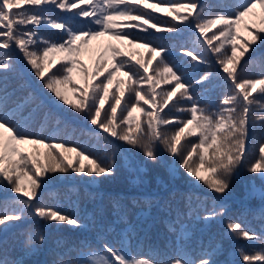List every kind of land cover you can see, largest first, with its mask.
Masks as SVG:
<instances>
[{
    "label": "snow or ice",
    "instance_id": "snow-or-ice-1",
    "mask_svg": "<svg viewBox=\"0 0 264 264\" xmlns=\"http://www.w3.org/2000/svg\"><path fill=\"white\" fill-rule=\"evenodd\" d=\"M53 8L87 18V26H69L49 14ZM153 13L170 19L162 21ZM45 26L60 30V38H45L39 31ZM150 30L192 32L193 47H180L188 66L215 65V76L226 89L214 111L201 107L204 97L194 95L197 87L211 83L213 73L205 71L199 79L180 74L166 58L168 49L149 38ZM103 37L115 43L90 47ZM258 41L264 45V0H238L231 10L213 15L199 0H0V185L15 194L13 206L0 207V226L21 221L27 213L37 222L79 228L75 215L45 204L40 191L57 175L87 176L95 182L115 174L110 156L57 135L62 121L55 102L84 118L99 130L98 136L106 134V142L140 149L145 160L162 161L167 153L176 165L172 174L183 169L219 195L230 189L231 177L242 166L264 176V141L252 160L246 142L250 126L258 121L264 128V116H253L250 109L254 94L264 95V70L254 77L241 75L242 62ZM89 51L93 60L85 65L80 57ZM17 59L41 82L40 91L28 82L9 91ZM44 89L54 101L45 98ZM53 120L55 127L46 135ZM33 124L41 131H28ZM223 211L206 210L201 219ZM226 227L236 238L259 239L239 222L230 220ZM37 241L44 243L43 232L30 231L26 254L37 251ZM221 250L220 245L202 247L197 260L181 249L174 259L152 261L129 258L123 248L104 243L58 253L53 264H217ZM237 251L242 264H264V249Z\"/></svg>",
    "mask_w": 264,
    "mask_h": 264
},
{
    "label": "trees",
    "instance_id": "trees-1",
    "mask_svg": "<svg viewBox=\"0 0 264 264\" xmlns=\"http://www.w3.org/2000/svg\"><path fill=\"white\" fill-rule=\"evenodd\" d=\"M199 2L204 5L207 14L213 15L231 10L238 0ZM49 14L64 20L69 26H87L84 23L87 18L73 17L71 13H62L55 8ZM153 15L162 21L170 19L160 13ZM39 31L47 39L60 38V30L45 26ZM150 31L152 36L149 38L168 49L166 58L180 74L199 79L205 71L213 73L211 83L197 87L194 95L204 97L201 107L214 111L226 89L223 81L215 76V65L210 68L198 65L199 70L188 66V58L181 54L180 47H193L195 37L192 32ZM136 34L148 35L141 32ZM100 42L115 43L107 37L100 38ZM139 51L144 53L145 49L140 48ZM87 53L80 57L84 63V55L87 58L94 56L92 51ZM245 60L246 64L242 62V76L254 77L264 70V45H260L258 41L257 46H253V50L246 54ZM87 61L92 63V59ZM16 63V73L9 74V91L26 82L40 91L41 82L30 73L22 59H17ZM42 91L45 98L55 100L46 89ZM252 99L254 102L250 105L251 114L264 116V95L254 94ZM59 105L56 104L54 108L62 121L57 135L72 144L78 143L86 149L97 150L101 156H110L115 164V174L95 182L87 176L76 175H57L55 179L49 180L40 191V200L75 215L80 220L81 227L37 222L25 213L23 220L13 221L6 229L0 226V260H7L9 264H53L59 259L58 253L68 249L82 248L88 251L102 247L104 243H111L117 248H123L129 258L152 261L174 259L181 249L198 260L202 247L220 245L222 250L215 257L217 264H242L237 249L244 252L264 249V176L250 173L242 166L231 177L230 189L219 195L203 182L189 177L183 169L172 174L170 168L176 165L167 153H163L162 161L154 163L145 160L140 149L123 142H116L115 145L106 142V134L98 136L99 130L94 129L84 118L70 109L65 111ZM54 127V120L49 121L45 134ZM28 131L40 132L41 129L38 124H33ZM108 140L111 141L112 138L109 137ZM262 141L264 128L257 121L255 127H249L246 141L250 160L258 155V146ZM13 196L15 194L6 184L0 185V207L6 203L13 206ZM213 208L217 213L222 208L223 214L208 221L201 219L206 210ZM230 220L239 222L259 239L247 240L229 234L226 226ZM30 231H42L45 241L42 245L37 241V251L26 254L28 249L24 242Z\"/></svg>",
    "mask_w": 264,
    "mask_h": 264
},
{
    "label": "rangeland",
    "instance_id": "rangeland-1",
    "mask_svg": "<svg viewBox=\"0 0 264 264\" xmlns=\"http://www.w3.org/2000/svg\"><path fill=\"white\" fill-rule=\"evenodd\" d=\"M101 44H102V43L100 42V40H98V41H93V42L91 43V46H90V47H91L92 49H95V48L97 47V45H101ZM84 54L87 55L88 53L86 52V53H84ZM85 55L82 57V59H83L84 61H86V62H85L86 64L89 65L90 63H89L87 60H88V59H92V60H93V57H91V58H87ZM20 65H21V64H20ZM53 101H54V99H53ZM55 104H60V103H59V102H55ZM12 224H13L12 222H9V224H8L7 227H9V226L12 225ZM1 227H2V229H6V228H7V227L4 228L3 226H1Z\"/></svg>",
    "mask_w": 264,
    "mask_h": 264
}]
</instances>
